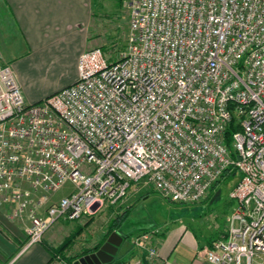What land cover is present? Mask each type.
<instances>
[{
    "label": "built area",
    "instance_id": "1",
    "mask_svg": "<svg viewBox=\"0 0 264 264\" xmlns=\"http://www.w3.org/2000/svg\"><path fill=\"white\" fill-rule=\"evenodd\" d=\"M130 8L119 59L85 51L77 81L38 103L0 56V207L24 225L21 253L60 220L95 216L142 186L197 204L239 173L235 208L204 258L264 264V0ZM154 237H134L126 264H156Z\"/></svg>",
    "mask_w": 264,
    "mask_h": 264
},
{
    "label": "crops",
    "instance_id": "2",
    "mask_svg": "<svg viewBox=\"0 0 264 264\" xmlns=\"http://www.w3.org/2000/svg\"><path fill=\"white\" fill-rule=\"evenodd\" d=\"M99 24L94 0H0V56L13 67L26 101L38 103L54 93L35 92L32 86L37 83L38 73L72 65L77 75L65 87L77 81L79 57L91 48ZM14 226L7 227L15 237L18 232ZM193 230L183 221L160 231L150 230L155 234L154 244L158 249L156 264H208L204 249L224 230L220 225L212 226L206 235ZM16 239L0 230V264L49 263L51 254L44 244L21 253L27 238L23 246ZM124 241L132 244L126 237ZM134 250L132 245L129 257Z\"/></svg>",
    "mask_w": 264,
    "mask_h": 264
},
{
    "label": "rangeland",
    "instance_id": "3",
    "mask_svg": "<svg viewBox=\"0 0 264 264\" xmlns=\"http://www.w3.org/2000/svg\"><path fill=\"white\" fill-rule=\"evenodd\" d=\"M131 1L94 0L95 11L100 24L95 30L96 35H94L92 46L88 50L101 48L111 58V61L119 59L120 53L127 46ZM76 75L77 72L72 65H65L61 70L50 69L44 74L38 73L36 76L37 83H34L32 87H35L36 93L52 94L65 88V85L72 82ZM239 178V173L228 176L211 192L210 197L205 202L197 204L174 203L164 198L157 191L140 186V189L132 190L127 199L120 205L105 209L95 216L87 217L78 222L60 220L54 229L45 235L42 244L54 251L53 253L50 252L51 256H55L51 263L65 264L64 257H74L87 250L97 252L114 233L132 241L141 232L160 231L162 228L177 225L180 221L188 224L198 235H206L215 225H220V228L225 230V218L235 208V202L230 199V193ZM72 188V185L68 184L59 196L65 195ZM8 210L9 207H0V230L6 232L12 239H16L17 236L16 241L20 239L18 241L23 246L27 235L22 229L23 227L21 228V222L12 219L8 215ZM115 223L119 227L108 234L111 225ZM14 225L18 226L22 232L19 233ZM7 226L12 228L14 226L18 234L14 237ZM80 228H82L81 231ZM57 229L59 230L56 231ZM78 231H80L79 234ZM76 234L77 236L73 238L70 248L64 251V256L59 255L57 250L67 239ZM48 237H52L49 242H47ZM131 258L129 254L126 255L122 264H126Z\"/></svg>",
    "mask_w": 264,
    "mask_h": 264
},
{
    "label": "water",
    "instance_id": "4",
    "mask_svg": "<svg viewBox=\"0 0 264 264\" xmlns=\"http://www.w3.org/2000/svg\"><path fill=\"white\" fill-rule=\"evenodd\" d=\"M131 249L130 242L124 241L120 234L114 233L100 250L79 258L74 264H112L116 259H123Z\"/></svg>",
    "mask_w": 264,
    "mask_h": 264
},
{
    "label": "trees",
    "instance_id": "5",
    "mask_svg": "<svg viewBox=\"0 0 264 264\" xmlns=\"http://www.w3.org/2000/svg\"><path fill=\"white\" fill-rule=\"evenodd\" d=\"M233 174V173H232ZM232 174H230V173H226L225 175H224V177L223 178H227L228 176H230V175H232ZM221 182H219V183H217L216 185H214L213 186V188H212V191L220 184ZM117 227H119L118 226V224L117 223H115V224H113V225H111V228L109 229V232H108V234H110V233H112ZM81 229L82 228H80L79 230L81 231ZM80 231H78V234L80 233ZM77 236V234L75 235V236H73L72 238H69V239H67V241L57 250V253L59 254V255H63V253H64V251H66L67 249H69L70 248V246H71V244H72V240H73V238L74 237H76ZM108 236V235H107ZM100 247V246H99ZM98 247V248H99ZM48 248V247H47ZM49 249V252H51V253H53L54 251L52 250V249H50V248H48ZM88 253H91L90 252V250H87V251H84L83 253H81V254H79V255H76V256H74V257H68V258H65L64 257V259H65V264H73V262H75L76 260H78L79 258H81V257H83L84 255H86V254H88ZM64 256V255H63ZM55 256H51V259H50V261L49 262H51L52 261V259L54 258ZM123 260L124 259H116L112 264H122L123 263Z\"/></svg>",
    "mask_w": 264,
    "mask_h": 264
},
{
    "label": "flooded vegetation",
    "instance_id": "6",
    "mask_svg": "<svg viewBox=\"0 0 264 264\" xmlns=\"http://www.w3.org/2000/svg\"><path fill=\"white\" fill-rule=\"evenodd\" d=\"M92 253H95V252H91V253H88V254H86V255H89V254H92ZM86 255H84V256H86Z\"/></svg>",
    "mask_w": 264,
    "mask_h": 264
}]
</instances>
